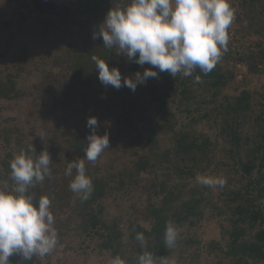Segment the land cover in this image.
Segmentation results:
<instances>
[{
  "label": "trees",
  "instance_id": "16d2710c",
  "mask_svg": "<svg viewBox=\"0 0 264 264\" xmlns=\"http://www.w3.org/2000/svg\"><path fill=\"white\" fill-rule=\"evenodd\" d=\"M41 1L47 12L54 10L59 15L39 17L43 37H52L56 48L45 51L41 60L24 48L11 57V66L0 69V117L5 101L29 93L21 85L24 75L38 71L44 72L43 83L55 73L66 78L64 93L69 97L64 105H70L67 108L73 111H66L78 119L68 129H56L49 147L27 139L18 125L6 127L0 120V138L5 142L0 183L12 184L10 163L21 151L34 147L35 155L49 152L52 176L30 191L37 198L50 199L58 234L57 245L49 254L33 256L30 261L13 255L10 264H78L81 255L87 259L94 251L106 255L105 264L117 256L125 264H138L142 252L138 233L144 235L146 249L153 252L157 264L162 257L170 264H264V84L252 89L239 85L236 69L218 62L207 75L199 68L189 77L159 73L135 91L125 86L105 87L98 79L93 57L105 60L110 68H119L122 78L151 67L129 62L117 53L118 48H106L100 37L93 39L104 27L108 11L124 8L131 0ZM237 1L238 19L246 22L239 34L259 36L254 42L259 52L248 51L241 62L249 71L260 73L264 64V0ZM19 13L24 20V13ZM0 40L9 45L10 38ZM197 75L202 82H195ZM90 113L119 125L111 132L98 121L97 134L107 133L109 140H115L104 165L85 158L87 136L92 131L86 123ZM123 133L129 139H119ZM79 159H84L86 175L93 184L87 200H81L69 187L76 170L65 175L68 163ZM210 171L225 179L222 187L192 183ZM134 189L139 199L146 197L139 213H131L126 221L118 216L107 220L105 200L118 195L129 198ZM146 218L152 220L149 228L143 223ZM205 220H218L221 240L203 243L198 238ZM169 221L177 230L185 227L193 231L186 236L178 232L172 248L165 244ZM87 241L94 244L91 252ZM71 249L65 259L54 261L58 250ZM213 254L217 257L211 261Z\"/></svg>",
  "mask_w": 264,
  "mask_h": 264
},
{
  "label": "clouds",
  "instance_id": "9594fccd",
  "mask_svg": "<svg viewBox=\"0 0 264 264\" xmlns=\"http://www.w3.org/2000/svg\"><path fill=\"white\" fill-rule=\"evenodd\" d=\"M235 18V9L230 0H131L124 8L110 9L103 22L104 27L93 34V39L102 38L106 48L116 47L129 62H135L144 68L134 77L125 76L117 67L93 57L98 79L105 87L119 89L122 86L135 91L138 85L149 78H157L159 73L167 72L173 78L177 74L189 77L199 68L207 75L228 50V29ZM195 82L200 83L197 75ZM87 127L91 133L87 136L85 158L95 162L109 149V135H99L95 131L98 119L89 117ZM32 153V154H30ZM52 159L47 150L35 155V149L21 151L10 163L12 184L0 183V264H10L9 257L19 255L24 261L33 256H45L54 250L58 234L54 228V217L50 211V199L47 196L37 198L30 191L36 184L51 178ZM76 170L70 189L79 194L81 200H87L93 184L86 175L84 159L68 163L65 175L71 176ZM200 184L210 187L223 186L225 179L200 175ZM178 238L175 225L169 221L166 225L165 244L172 248ZM142 252L138 264H157L153 252L146 249L145 237L136 235ZM111 264H125L119 256ZM159 264H170L161 258Z\"/></svg>",
  "mask_w": 264,
  "mask_h": 264
},
{
  "label": "rangeland",
  "instance_id": "374dc122",
  "mask_svg": "<svg viewBox=\"0 0 264 264\" xmlns=\"http://www.w3.org/2000/svg\"><path fill=\"white\" fill-rule=\"evenodd\" d=\"M21 1L22 0H0V36L3 37L0 39L3 40L4 38H10L9 45L2 43L0 40V53L4 51V55L0 56V69L4 68L6 65L11 66V57H13L14 54H21L22 49L24 48L29 53L34 54L38 60H41L42 57L40 55H44L45 51H54L56 48L52 43V37H43V29L39 17L42 15L57 17L59 15H56L52 9H50V11H52L51 13L47 12L46 7H44L41 0H26L25 3ZM53 1H55L56 4H61V2L66 0ZM230 3L235 9L234 5H236L238 1L230 0ZM18 11L24 13V20L20 19V13ZM5 21L8 22V25L6 26L4 25ZM245 24V21H239L237 12L235 11V18L230 25V28L235 29L236 35L239 37L231 41L232 37L229 34L230 38L227 45L228 50L223 53L219 62L226 67H234L236 69L237 84L244 85V87L251 89L256 87L259 88L264 84V64H261L260 66L262 67V72L253 73L248 70L246 64L241 62V57L247 55L248 51L253 50L257 53L259 52V47L254 44L255 41L259 40V36H241L239 34L241 25ZM261 47H264V45ZM25 63H27V61H25ZM55 71H58V69H55ZM43 77L44 72L40 73L38 71L30 75H24L21 80V85L26 88L29 93L20 96L17 99L5 101L3 103L4 109L0 120L4 122V126L6 127L13 126L14 124L18 125L21 133L27 136V139L37 141L38 144L49 147L55 130L58 128H70L76 123L78 118L77 116L68 114L67 109L70 108L67 107H71L70 105H64L67 103L66 98L69 97H66L67 94L64 93V88L67 85L66 78L60 74L57 76L55 73L54 76H50V78L46 80V83H43ZM72 111V109L69 110V112ZM90 114L91 115L88 116V118L93 116L96 117L98 121H100L102 128L106 131L109 129L113 132V130H116L119 127L116 121L99 118L97 113ZM1 128L2 126H0V129ZM110 136H112V134ZM120 138L124 140L129 139L127 134L124 133L119 139ZM114 142L115 140L112 138L110 140L109 148ZM4 151L5 142L2 137L0 138V159L2 155H4ZM110 154H108V149L104 150L101 157L97 158L98 163L104 165L109 162ZM123 159L126 160V156H124ZM202 175L217 177L216 172L212 171ZM192 183L202 185L197 179ZM137 194L138 192L134 189L129 198H121L120 195H118L117 199L109 198L105 200L107 206L105 217L107 220L112 221L114 217L118 216L126 221L131 213L137 215L141 210V207H144L146 204V197L143 196V198L139 199V195ZM151 222L152 220L150 218L143 220V223L147 228L150 227ZM177 231L183 232V236L193 232L192 230L191 232L187 231L185 227L180 228ZM197 234L198 238H200L203 243L212 239L221 240L222 229L218 220H205L198 229ZM72 238V240H74L75 236H72ZM73 243L77 248V242L74 241ZM87 243L90 242L87 241ZM90 245V247H87L88 252H91L94 244L90 243ZM70 251L73 252L72 249L66 252L58 250L54 254V261L56 262L59 257L65 259ZM75 255L77 257L78 253L75 252ZM213 255L215 257H210L211 261L215 260L217 257L215 254ZM84 256L85 255H81L82 259L78 264H105V261H107L106 255H101L96 251L92 252L87 259H83ZM260 264L263 263L260 262Z\"/></svg>",
  "mask_w": 264,
  "mask_h": 264
},
{
  "label": "built area",
  "instance_id": "2783aa9c",
  "mask_svg": "<svg viewBox=\"0 0 264 264\" xmlns=\"http://www.w3.org/2000/svg\"><path fill=\"white\" fill-rule=\"evenodd\" d=\"M228 33L230 34V36L232 37V40L231 41H233L234 39H237L239 36H237L236 35V31H235V29H231L230 27H229V29H228ZM230 38V37H229ZM233 43V42H232Z\"/></svg>",
  "mask_w": 264,
  "mask_h": 264
}]
</instances>
